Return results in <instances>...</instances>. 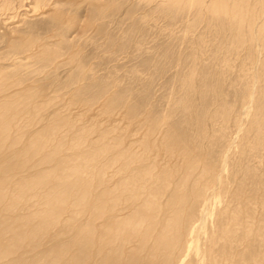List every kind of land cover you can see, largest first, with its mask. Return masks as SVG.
<instances>
[{
  "label": "rangeland",
  "instance_id": "1",
  "mask_svg": "<svg viewBox=\"0 0 264 264\" xmlns=\"http://www.w3.org/2000/svg\"><path fill=\"white\" fill-rule=\"evenodd\" d=\"M0 68L50 99L44 114L125 142L175 130L264 214V0H0Z\"/></svg>",
  "mask_w": 264,
  "mask_h": 264
},
{
  "label": "bare ground",
  "instance_id": "2",
  "mask_svg": "<svg viewBox=\"0 0 264 264\" xmlns=\"http://www.w3.org/2000/svg\"><path fill=\"white\" fill-rule=\"evenodd\" d=\"M21 81L0 68V264H264V214L180 133L151 122L125 142L42 113Z\"/></svg>",
  "mask_w": 264,
  "mask_h": 264
}]
</instances>
